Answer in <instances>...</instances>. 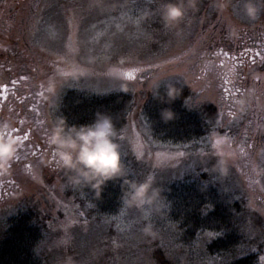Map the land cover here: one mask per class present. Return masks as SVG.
I'll use <instances>...</instances> for the list:
<instances>
[{
	"label": "rangeland",
	"instance_id": "rangeland-1",
	"mask_svg": "<svg viewBox=\"0 0 264 264\" xmlns=\"http://www.w3.org/2000/svg\"><path fill=\"white\" fill-rule=\"evenodd\" d=\"M161 2L0 0L2 39L7 37L17 44L23 39L34 41L42 58H51L43 65L46 71L38 75L39 84L34 86L41 90L35 106L40 110L39 128L32 130L26 121L17 133L31 136L21 146L27 148L24 150L30 159L19 158L18 154V164L12 166L9 177H0L6 186L0 187V220L31 199L52 214L54 231L48 237L46 252L54 254V264H111L113 259L115 264H155L153 252L157 246L173 264H199L200 253L205 258L203 264H212L204 253V241L198 243L197 248L203 250L197 252L196 258L185 259L183 246L169 230L165 207L161 205L149 217L151 222L159 220V225L168 227L155 236L158 243L150 240L153 236L141 232L145 222L141 209H125L119 217L117 229L126 239L109 238L107 233L104 237L93 229L92 221L82 224L79 220V203L76 195L69 196L67 173L52 159L48 133L57 120L59 100L68 88L125 92L114 79L117 73L127 75L126 92L135 102L133 114L118 133V142L125 156H134L140 176L137 180L151 174L159 186L158 182L181 177L197 167L209 170L210 164L214 165L223 154L231 161L230 172L226 179L215 173L246 198L250 215L245 231L255 246L262 241L257 225H264V15L251 22L244 16L240 0H233L224 12L211 7L210 0H199L197 8L190 9L177 27L166 28L158 11ZM231 24L238 26L233 38L228 36ZM5 44L8 47L0 40V52L10 49L11 45ZM228 54L238 64L236 76L228 69V76L233 78L230 83L225 82L222 73L223 61L234 65ZM76 68L87 69L88 74L77 80L69 78L59 97L44 91L57 69ZM160 74L167 77L165 82L183 80L190 89L192 104L214 106L211 129L199 150L156 142L149 136L142 106L153 78ZM242 99L246 101L243 111L238 103Z\"/></svg>",
	"mask_w": 264,
	"mask_h": 264
},
{
	"label": "trees",
	"instance_id": "trees-1",
	"mask_svg": "<svg viewBox=\"0 0 264 264\" xmlns=\"http://www.w3.org/2000/svg\"><path fill=\"white\" fill-rule=\"evenodd\" d=\"M0 40L4 42V47H8L5 42L11 45L6 53L0 52V120L6 119L12 123L14 135L25 126L26 121L32 130L37 129L40 110L35 106L38 105L41 90L34 86L39 84L38 75L46 71L43 65L51 58L46 55L42 58V52L34 41L30 43L23 39L21 44H17L15 41H8L7 37L2 39L1 36ZM242 47L253 50L247 45ZM232 58L237 61L235 57ZM222 65L225 82L230 83L233 78L228 76V69L236 76L238 64L233 66L223 61ZM174 82L182 86L183 90L173 103H162L151 91L144 99L142 116L149 136L156 142L184 145L191 151L199 150L211 129L209 121L215 115V108L210 104H192L189 87L181 79ZM163 91L162 87L161 93ZM59 101L56 117H65L69 125L90 124L96 119L97 113H104L113 117L118 133L135 110L133 96L126 91L98 93L70 87ZM21 105L30 106L27 108ZM169 107L177 113V118L166 123L161 119L160 113L162 109ZM30 139L29 135L21 136V146ZM20 149L19 158L23 156L25 160L30 159L24 150L27 148ZM132 156L126 155L125 158L131 171L130 178L137 179V176L140 177L137 173L139 169ZM15 162L17 159L13 165L18 164ZM19 166L17 165L18 168ZM210 166L209 170L197 167L181 177L158 182V187L162 189L160 205L165 207L163 212L169 230L177 237L178 243L182 244L187 260L196 258L197 252L205 249L204 253L212 264H263L264 225H257L259 235L263 238L255 246L251 235H247L245 231L250 215L246 198H242V195L221 180L226 177L220 176V179L211 171L213 165ZM3 184L4 180L0 182L2 189L6 188ZM125 190L122 180H113L103 187L100 197H96L95 190L90 187H71L68 193L69 196L76 195L74 198L79 203L76 212L82 224H90L92 221L95 226L93 229H98L104 237L107 233L109 238L126 239L117 229L119 217L124 215L122 200ZM53 220L52 214L40 209L33 199L14 207L12 212L0 220V264H54V254L46 252L48 237L54 231ZM158 222L159 220L152 222L155 235L150 237L156 243L155 236L168 229L167 225H159ZM201 241L205 242L203 249L197 248ZM198 256L201 260L199 262L203 264L205 258L202 253ZM153 258L155 264H173L158 246L153 252ZM111 264H115L114 259Z\"/></svg>",
	"mask_w": 264,
	"mask_h": 264
},
{
	"label": "clouds",
	"instance_id": "clouds-1",
	"mask_svg": "<svg viewBox=\"0 0 264 264\" xmlns=\"http://www.w3.org/2000/svg\"><path fill=\"white\" fill-rule=\"evenodd\" d=\"M199 0H162L158 6L164 27H177L188 15L190 9H196ZM233 0H210V5L219 12L226 11ZM244 16L255 22L264 15V0H240ZM238 32V26L229 25L228 36L233 38ZM234 71V70H233ZM87 69L76 68L71 71L57 69L44 85V91L51 97H59L65 82L86 76ZM163 74L153 78L150 90L162 103H173L182 94V86L168 79ZM114 79L119 81L118 88L127 91L124 73H117ZM163 87V93L161 88ZM241 111L245 108V100L238 101ZM164 122L177 118L172 108H164L160 113ZM12 123L0 120V177L7 176L12 171V165L18 157L22 145L21 137L14 135ZM47 142L52 149V159L56 166L67 173L68 184L73 188H88L95 190L100 197L103 187L109 181L122 180L126 190L123 193L125 209L137 208L143 210L145 222L141 232L145 236L155 235V226L149 217L154 209H158L162 197V189L155 184L153 175H147L143 180L131 177L128 163L121 152L118 142V130L112 116L97 113L96 119L90 124L69 125L63 116H59L49 130ZM231 161L221 154L213 165V171L220 176L230 172Z\"/></svg>",
	"mask_w": 264,
	"mask_h": 264
},
{
	"label": "flooded vegetation",
	"instance_id": "flooded-vegetation-1",
	"mask_svg": "<svg viewBox=\"0 0 264 264\" xmlns=\"http://www.w3.org/2000/svg\"><path fill=\"white\" fill-rule=\"evenodd\" d=\"M233 59V58H232ZM235 62H237V61H235L234 59H233V64L235 63ZM228 65H232L231 63H228ZM233 66H235V64L233 65ZM15 135H17V134H15ZM18 136H20V135H18ZM21 137V136H20Z\"/></svg>",
	"mask_w": 264,
	"mask_h": 264
},
{
	"label": "snow or ice",
	"instance_id": "snow-or-ice-1",
	"mask_svg": "<svg viewBox=\"0 0 264 264\" xmlns=\"http://www.w3.org/2000/svg\"><path fill=\"white\" fill-rule=\"evenodd\" d=\"M136 23L139 24V23H140V20L138 19V20L136 21Z\"/></svg>",
	"mask_w": 264,
	"mask_h": 264
}]
</instances>
